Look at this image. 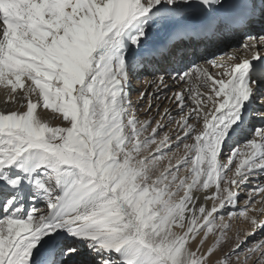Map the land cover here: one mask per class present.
Returning a JSON list of instances; mask_svg holds the SVG:
<instances>
[{
	"label": "snow or ice",
	"instance_id": "1",
	"mask_svg": "<svg viewBox=\"0 0 264 264\" xmlns=\"http://www.w3.org/2000/svg\"><path fill=\"white\" fill-rule=\"evenodd\" d=\"M0 87V264H264V0H0Z\"/></svg>",
	"mask_w": 264,
	"mask_h": 264
},
{
	"label": "rangeland",
	"instance_id": "2",
	"mask_svg": "<svg viewBox=\"0 0 264 264\" xmlns=\"http://www.w3.org/2000/svg\"><path fill=\"white\" fill-rule=\"evenodd\" d=\"M241 42V37L238 35L235 38L229 39V40H225L215 46H210L207 49H202L201 52L206 51V55L211 57L212 54H215L216 56H222L224 55L226 52H231L239 43ZM200 64H204L203 59L199 60ZM203 66H208L210 68V70L212 69V72H214L215 69L211 68L210 65H206L204 64ZM145 74L141 73V75H139L136 79L133 80V83L136 80H141V82H144V77ZM134 83V84H135ZM141 88V87H140ZM136 89V88H131V100H132V104L134 109L136 110V114L137 117L140 121H145V120H155V121H159L162 124L167 125L160 133V136L158 139H162L164 135H168L172 138V140L175 142L176 140V136L182 135L181 129L179 128L178 124L173 122L172 120H161V117L165 115L164 109H168L170 111V113L177 109V105L173 100V93L175 91H177L178 87H174L172 89H170L169 92L166 93V100L165 98H163V100L160 101H156L154 99H151V101H149L148 97L145 96V98L141 99V93L145 92V91H141V89ZM152 87L151 89L146 92L151 94L152 93ZM0 91H3V88H0ZM174 91V92H173ZM173 92V93H172ZM169 93L171 94L170 97H168ZM33 99H35V97H33ZM171 99V100H170ZM170 102V103H169ZM149 104H151V107H149ZM190 104V102H189ZM174 106V108H173ZM191 106V105H190ZM179 111V110H178ZM177 111V112H178ZM41 116H43V118L45 119H49L50 118V113L48 112V110H44L43 112L40 113ZM171 116H173L175 118V120H179V116L176 114H172ZM168 122V123H167ZM52 123L55 126H63L61 124V122L59 120H53ZM169 124V125H168ZM153 127H155V124L152 125ZM261 126H264V121L261 120H257L256 118H253L249 125L246 127V130L244 132V135L242 137H240L241 140H245L248 138H251L253 130L255 128H260ZM150 134V133H149ZM191 143V141H189ZM237 141L234 140L233 142L228 144V148L226 150V152L224 153L225 155H227V152H230L234 146L236 145ZM155 145L152 146V150L154 152L155 150ZM241 147H243V145H241ZM184 154L183 149L181 148V150L179 152L176 153L175 156H171L170 158H172L173 160L178 157V156H182ZM165 164L167 163V161L164 162ZM181 175H187V173H181ZM250 191L249 187H245V186H241L240 189H238L239 192V196H240V200H241V204L239 205L240 208H243L244 205L242 203L243 199L245 198V196L248 194V192ZM40 208H44L45 206L41 203L37 205ZM29 208H31V205L28 206ZM259 207V206H257ZM234 227H233V231L231 233H229V236L231 238V242L235 241V236H236V230L240 229L241 233H243L244 231L248 230V224H246V222L243 221L242 218L234 220L233 221ZM260 238H264V234H260L258 233L257 236L254 238L252 236H248V237H243L242 239H245V241L248 244H251L254 239L258 240ZM213 242L212 239H209L208 244L211 245V243Z\"/></svg>",
	"mask_w": 264,
	"mask_h": 264
},
{
	"label": "bare ground",
	"instance_id": "3",
	"mask_svg": "<svg viewBox=\"0 0 264 264\" xmlns=\"http://www.w3.org/2000/svg\"><path fill=\"white\" fill-rule=\"evenodd\" d=\"M155 39V41H159V40H161L162 39V37L161 36H157V37H155L154 38ZM202 50V49H201ZM202 53L204 54V55H206V51H202ZM200 60H202V59H200ZM202 66L204 65L203 63L201 64ZM204 67H207L208 69H209V71L210 72H212V69L210 70V68L208 67V66H204ZM216 71H218L217 69H215L214 70V72H216ZM141 75V74H140ZM144 77V82H141V80H136V83H135V81H134V83H132V88H136V89H139L140 87V89H141V91H145V92H148L150 89H151V85L148 83V81L149 80H151L152 79V77H150V76H147V75H145V76H143ZM174 87H178V89H177V91H175V92H178V91H181L182 89L184 90V91H187V88H186V86H184L183 85V83L182 82H174V81H172V80H168V86H167V88H161V90L158 92V93H155V90L154 89H152V93L151 94H153L154 93V96H153V98L152 99H154V100H156L157 102L158 101H160V100H163V98H165L166 97V93L167 92H169L170 91V89H172V88H174ZM0 88H2V87H0ZM174 92V91H173ZM172 92V93H173ZM171 93V94H172ZM170 93H169V95H168V97H170V95H171ZM173 97V96H172ZM6 99H7V92H6V90L5 89H3V91H0V110H4L5 109V101H6ZM165 100H166V98H165ZM171 100V99H170ZM170 103V102H169ZM12 107H16L15 105H12ZM173 108H174V106H173ZM179 109L177 108V109H175V110H173L171 113H170V111H169V113H170V115H172V114H176L177 113V111H178ZM43 117V116H42ZM173 117V116H172ZM167 120V119H166ZM258 120V119H257ZM171 121V120H170ZM168 123V122H167ZM169 125V124H168ZM247 224V223H246ZM248 229H249V227H248Z\"/></svg>",
	"mask_w": 264,
	"mask_h": 264
}]
</instances>
